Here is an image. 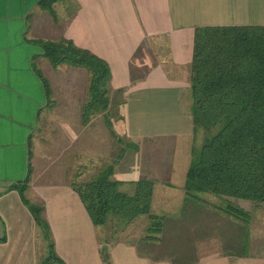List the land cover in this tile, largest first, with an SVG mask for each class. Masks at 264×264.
Listing matches in <instances>:
<instances>
[{
  "label": "crops",
  "instance_id": "1",
  "mask_svg": "<svg viewBox=\"0 0 264 264\" xmlns=\"http://www.w3.org/2000/svg\"><path fill=\"white\" fill-rule=\"evenodd\" d=\"M40 2L0 0V264L42 262L41 229L15 187L24 183L31 200L45 201L55 249L66 264H111L100 241V226H91L89 212L72 186L76 180H70L74 174L88 181L108 165L113 166L112 179L129 194L140 179L154 182L151 209L164 216L167 225L180 232L195 227L202 214L186 210L191 199L184 189L192 155L180 157L184 144L188 152L190 138L193 145L198 141L190 85L195 30L207 25H264V0H61L55 11L58 4L64 7L56 16ZM61 37L109 63V111L114 117L109 113L108 118L117 126L123 122V150L105 113L82 121L88 70L67 63L55 66L44 55L41 40ZM47 120L49 151L65 157L51 153L49 164L43 162L46 168L33 170L34 135ZM137 217L124 227L106 224L104 230L136 233L141 223L144 232L149 219ZM122 240L126 242L116 251L124 256L114 257L116 262L200 264L224 259L233 264L235 257L233 251L217 253L207 243L199 245L207 251L197 245V256L181 252V259L174 261L161 250L167 249L161 239L141 240L140 251L137 240ZM237 255L246 264L250 259L264 262V256Z\"/></svg>",
  "mask_w": 264,
  "mask_h": 264
},
{
  "label": "trees",
  "instance_id": "2",
  "mask_svg": "<svg viewBox=\"0 0 264 264\" xmlns=\"http://www.w3.org/2000/svg\"><path fill=\"white\" fill-rule=\"evenodd\" d=\"M59 1L41 0L40 4L56 16L55 4ZM41 44L44 55L55 66L67 63L88 70V97L82 121L88 123L94 115L105 113L108 122L112 91L109 63L65 37L41 40ZM40 74L48 87V80ZM190 85L195 134L204 131L205 136L192 148L184 185L187 199L211 192L264 203V25L197 27ZM109 126L115 139L123 141L110 122ZM112 173L113 166L108 165L95 178L72 183L94 225H106L113 219L124 227L145 214L150 219L146 238L159 240L165 219L151 209L154 182L140 179L134 193L129 194L120 189V181L112 179ZM15 187L47 241L49 254L41 264H66L56 252L45 203L26 196L28 183ZM227 210L238 216L251 215L232 203Z\"/></svg>",
  "mask_w": 264,
  "mask_h": 264
},
{
  "label": "rangeland",
  "instance_id": "3",
  "mask_svg": "<svg viewBox=\"0 0 264 264\" xmlns=\"http://www.w3.org/2000/svg\"><path fill=\"white\" fill-rule=\"evenodd\" d=\"M63 5L58 4L56 11H62ZM155 53L158 56L157 48L155 47ZM111 114V117H114V112L109 111ZM108 123L112 126H114V129L116 128L117 130V136L119 138H122L123 141L119 142L122 145V150L124 147H126V141L127 139L123 137L121 134H123V131L120 132V127H122L123 122H118V126L114 124L115 120L113 121V118H108ZM117 122V120H116ZM50 128H51V122L47 120L45 122L41 129L39 130V133H35L34 139H33V145H32V155H31V160L32 163H34L35 167L33 166V170L35 169H44L45 164L47 165L50 162V157L52 156L51 153H54L55 156H63L65 157V154H61L59 152H51L49 151L50 146ZM203 132V133H202ZM198 135V141H201L204 136L205 132L202 131ZM190 146H188V152H187V147L184 144V148L182 150V153L180 157L185 160L188 156L191 159L192 155V143L193 140L192 138L189 139ZM191 161V160H190ZM43 162L45 164H43ZM37 166V164H39ZM46 165V166H47ZM37 166V167H36ZM32 170V172H33ZM37 172V171H36ZM78 172V170H77ZM71 181H81L79 178H76V175H72L70 177ZM131 186H128L130 188ZM127 188V189H128ZM128 192L129 190H125ZM129 193V192H128ZM26 196L28 197L27 191H25ZM30 195V193H29ZM29 198V197H28ZM34 202H44V200H35L32 199ZM189 204L187 205L186 210L188 208L193 209V210H200L201 211V216L200 217H193L197 218L195 222V227H188L186 231L180 232L178 231L177 226H174L173 224L169 223L167 225V219L166 223L164 226V233L163 236L160 237V239L163 241V246L166 247L167 249H161L162 251H168V255L173 259L174 261L180 260L181 259V252L187 253L190 258H193L197 256V245L201 246V248L207 245V243L212 246L213 248L216 249L217 253H226L228 251H233L235 254V257L232 259L233 264H246V261L239 260L237 257V253L241 254H250L255 257L257 255L259 257L264 256V203H257L253 202L250 200L246 199H240V198H235V197H223L216 195L211 192H205L201 194L200 196L191 199L188 201ZM229 203H232L234 205L240 206L244 208L245 210L250 212V216L243 217V216H238L236 214H233L231 211L227 210V205ZM29 208V207H28ZM160 213V211H156V213ZM141 216H147L149 219L148 215L141 214L137 218L141 219ZM138 219V220H140ZM117 221V220H116ZM116 221H113V219L108 222V226L117 223ZM215 223V225H210V222ZM140 222V221H138ZM232 222V223H230ZM149 222L145 226L144 232L140 230L142 224L136 225V227H140L139 229L137 228L136 233L130 232V236L127 233H115L114 231L111 232H106L105 230L107 229L105 225L100 226L101 229V237L100 241L103 244L104 251H105V256H106V261H109L111 264H133V262H127V261H117L116 258L114 260V257H120L124 256L120 252L116 251V247L120 245L121 242H126L125 240L122 239H127V237L131 239L137 240L138 248L140 251V248L143 247L142 241L141 240H146V236L148 234L147 228L149 226ZM91 226H94V223L91 220ZM105 226V230H104ZM42 235V231H41ZM43 239V255H42V262L43 260L48 256L49 254V248L47 246V241ZM45 242V243H44ZM199 246V250L202 252L207 251V249L203 248L201 249ZM142 250V249H141ZM159 250V251H161ZM116 251V252H115ZM220 255V254H219ZM115 261V262H114ZM258 260L255 259H250L249 264H254V262H257ZM262 261V260H261ZM41 262V263H42ZM202 264H230V260H224V259H219L215 261L214 263H206L205 261L201 262ZM200 263V264H201ZM248 263V262H247ZM50 264H60V263H50ZM199 264V263H197ZM258 264H264V262H258Z\"/></svg>",
  "mask_w": 264,
  "mask_h": 264
}]
</instances>
